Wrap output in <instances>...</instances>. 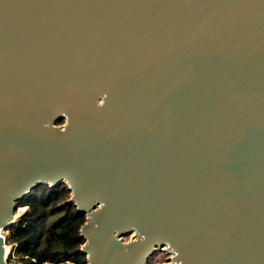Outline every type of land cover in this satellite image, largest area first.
<instances>
[{
	"label": "water",
	"instance_id": "95a60500",
	"mask_svg": "<svg viewBox=\"0 0 264 264\" xmlns=\"http://www.w3.org/2000/svg\"><path fill=\"white\" fill-rule=\"evenodd\" d=\"M60 184L88 264H264V0H0V227Z\"/></svg>",
	"mask_w": 264,
	"mask_h": 264
},
{
	"label": "trees",
	"instance_id": "16d2710c",
	"mask_svg": "<svg viewBox=\"0 0 264 264\" xmlns=\"http://www.w3.org/2000/svg\"><path fill=\"white\" fill-rule=\"evenodd\" d=\"M70 194L64 184L41 185L16 202V208L27 206L29 213L8 228V242L17 245L20 257H29L26 264H88L81 235L86 216L70 202ZM51 215L59 217L44 235L41 229Z\"/></svg>",
	"mask_w": 264,
	"mask_h": 264
},
{
	"label": "rangeland",
	"instance_id": "374dc122",
	"mask_svg": "<svg viewBox=\"0 0 264 264\" xmlns=\"http://www.w3.org/2000/svg\"><path fill=\"white\" fill-rule=\"evenodd\" d=\"M60 120H62V122H56V125L57 126H63L64 124H65V120H63V119H60ZM70 198H71V194H70ZM27 206H25V207H18V208H16V210H15V212H14V217H15V221H16V219H17V221H18V218H20V216H22V214H23V212L24 211H18L20 208H26ZM16 213V214H15ZM25 213V212H24ZM29 213V207H28V210H27V212L25 213V214H28ZM23 216H26V215H24L23 214ZM58 217H59V215H51L50 217H48V219L46 220V223L44 224V226L42 227V232H43V234L45 235L46 233H47V231H48V229L51 227V225L55 222V221H57V219H58ZM23 218V217H22ZM21 219V218H20ZM19 219V220H20ZM9 228V227H8ZM8 228H5V229H2L1 230V234L3 235V236H6V240H7V242H6V245L9 247H11L12 246V244H10L9 242H8V236H9V231H8ZM122 238V241L124 242V243H129V242H131L133 239H135V235H134V233H131V234H126V235H124L123 237H121ZM9 252H10V250H9ZM18 255V253H17V251H16V256ZM172 256H173V254L172 253H170L168 250H167V248L166 247H162V248H158L150 257H149V259H148V261H147V263L146 264H167V263H170V261H171V258H172ZM10 259H11V257H10ZM46 264H52V263H46Z\"/></svg>",
	"mask_w": 264,
	"mask_h": 264
},
{
	"label": "built area",
	"instance_id": "2783aa9c",
	"mask_svg": "<svg viewBox=\"0 0 264 264\" xmlns=\"http://www.w3.org/2000/svg\"><path fill=\"white\" fill-rule=\"evenodd\" d=\"M4 237H5V244H6V242H7L6 236H4ZM16 251H17V245L13 244L11 246L10 253H9L7 261H6L7 264H26L25 260H28L29 257H20L19 255L16 256ZM10 257H11V259H10ZM33 263L36 264V261L33 260Z\"/></svg>",
	"mask_w": 264,
	"mask_h": 264
},
{
	"label": "bare ground",
	"instance_id": "6f19581e",
	"mask_svg": "<svg viewBox=\"0 0 264 264\" xmlns=\"http://www.w3.org/2000/svg\"><path fill=\"white\" fill-rule=\"evenodd\" d=\"M20 209H23V211L26 213L27 212V209L26 208H20ZM23 212V214L25 215V213ZM16 214V213H15ZM23 214H22V216H20V218H22L23 217ZM20 218H18V220L20 219ZM15 221V217L13 216L12 217V219L9 221V223H12V222H14ZM16 221H17V219H16ZM2 229H4L3 227H0V233H1V230ZM4 249H5V259H6V261H7V258H8V255H9V250L11 249V247L9 246H7L6 244H5V247H4ZM170 252V251H169ZM6 264H7V262H6Z\"/></svg>",
	"mask_w": 264,
	"mask_h": 264
}]
</instances>
